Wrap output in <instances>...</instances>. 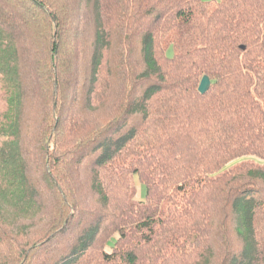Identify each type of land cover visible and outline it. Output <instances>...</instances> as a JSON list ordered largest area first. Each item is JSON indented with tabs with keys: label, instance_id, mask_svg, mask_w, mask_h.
I'll return each mask as SVG.
<instances>
[{
	"label": "trees",
	"instance_id": "1",
	"mask_svg": "<svg viewBox=\"0 0 264 264\" xmlns=\"http://www.w3.org/2000/svg\"><path fill=\"white\" fill-rule=\"evenodd\" d=\"M7 1L0 217L13 209L17 220H43L38 240L15 249V260L264 264V165L243 159L225 170L242 158L264 160V0ZM44 21L50 34L35 25ZM81 46L87 70L75 67V82L68 48ZM171 49L173 58L162 56ZM116 59L105 76V60ZM206 75L211 88L202 95ZM44 78L51 90L41 94ZM49 94L56 120L38 128L41 143L30 149L42 162L35 176L25 133ZM93 115L101 123L90 130ZM136 176L146 201L136 200ZM68 237L76 244L62 251Z\"/></svg>",
	"mask_w": 264,
	"mask_h": 264
},
{
	"label": "rangeland",
	"instance_id": "2",
	"mask_svg": "<svg viewBox=\"0 0 264 264\" xmlns=\"http://www.w3.org/2000/svg\"><path fill=\"white\" fill-rule=\"evenodd\" d=\"M7 4L8 1L4 0ZM58 2H65L67 4V0H59ZM69 5V4H68ZM36 27L38 28L39 32L45 34H50L51 30L50 27L46 24V22H36L35 23ZM75 26V25H74ZM51 38L48 37L47 39L49 40ZM69 48L71 49V46H69ZM68 48V52L70 53L69 56H72L69 58L70 61V68H71V73H70V69H66L68 70L67 72V76L69 74V78L72 77V72L75 71V67H78V72L80 74H84L87 70V57L82 55L83 51L82 49L84 48V46H81L77 49H75L73 51L70 50ZM116 52V51H115ZM163 57L165 58H173L174 57V51L173 49L170 50V52L166 53L165 51L163 52ZM161 57V55H160ZM67 58L68 56L65 58L63 64L64 67H66L67 65ZM107 60V59H106ZM106 60L104 62V66H103V73L106 76V74H110L109 77H112L115 74V70L116 67L118 66V64L120 63V60L116 59L115 60H111V62L109 61V63L106 66ZM131 59L129 60V64L130 65ZM133 63V60H132ZM35 64L38 66V59H35ZM39 67V66H38ZM139 68V63H136V65L134 66L133 70H137ZM128 69H132L131 66L128 67ZM39 73L40 75H43V71H41L39 69ZM75 78L77 82V77H72ZM129 78H133V73L129 74ZM84 79V78H83ZM46 79L44 78L43 81V86H44V90H41V94H45L47 93L49 90H51V83L45 81ZM116 80V79H115ZM69 81V80H68ZM85 81H87L85 79ZM202 81V80H201ZM65 82V81H64ZM63 89H65V91L67 92L69 89V86H62ZM75 90V87H73ZM104 89V86H97V91L102 93ZM66 100H68V95L65 96ZM113 99H115V95L112 96ZM6 97H5V93L2 87V83L0 82V114L1 112H5V108H6V101H5ZM51 100L50 98V94L48 95V97H46L45 99L41 100V103L39 106H37V109H39V111L37 109L33 108V111L30 113V117H35L37 119V124L33 126V129L28 130L25 133V146L26 148H28L29 150L33 147H35L36 145H38L39 143H41V133L39 131L38 128H42L45 125H50V124H54L55 120H56V110L55 113L52 109L51 111V115H49V101ZM55 97L53 98V103H55ZM120 104V103H119ZM62 108V107H61ZM75 109V108H74ZM73 109V111H74ZM61 110V109H60ZM77 112L81 113H85V114H89V110L84 109V110H80L79 108L75 109ZM68 111L70 112L71 109L70 107L68 108ZM72 111V112H73ZM91 112H93V110H91ZM121 112H118L115 115V118L120 114ZM91 118L94 120L93 124L90 126V130H92L93 128H98L99 124L101 123L98 118L97 115H93L91 116ZM52 132V131H51ZM48 133V136L51 134ZM57 135V134H56ZM55 135V136H56ZM54 136L53 139V147L57 146V142H56V137ZM1 143V142H0ZM63 143V142H62ZM60 147H64L65 150H67V147L64 146V144H61ZM25 152H27V150H25ZM30 152H32L33 156L30 157L29 160V166H30V173L35 174V176L41 175L42 174V162H37L34 157H35V153L33 152V150H30ZM29 153V152H28ZM246 159L249 162H253V163H257L260 165H264V160H260L257 159L255 157H249V158H242L239 159V161H235L234 163L230 164L225 170L228 171L229 169L233 168L234 166L242 163L243 160ZM245 162V161H243ZM135 185H136V200L141 201V200H145V195H146V188L145 186H143L141 179L139 180V178L136 176L135 178ZM93 197V195L90 194V198ZM146 201V200H145ZM94 207H97V205H93ZM13 209H10V213H3V216L0 217V243L2 245V247L0 248V257L4 256L3 261L6 262V264H19L20 262L15 260V256H14V250L17 248H20L21 244L27 242L31 237H33L35 239V241L38 240L36 231L37 228L41 227L43 225V220L41 219L40 221L35 222V220H33V222H31V220H17L14 213H13ZM12 221H15V225L14 226H10V223ZM4 222V223H3ZM35 222V223H34ZM6 224V225H5ZM7 226L9 228H7ZM36 229V230H34ZM17 232H19V234H22L20 238H18L17 242H14L13 240L9 239V237L14 236L15 234H17ZM72 232H77V230L72 229ZM31 233H34V235L32 236ZM3 234H6L7 236L4 237ZM62 243L66 244L64 246H67V248L62 249V251H68L71 249L72 246H74L76 244V242L73 243V239H70V237H68L66 240H64ZM106 247V246H105ZM105 247H102V249H104ZM100 249L98 248V253L100 254ZM109 251H111V249L108 247L107 248ZM90 254H94V248L90 251ZM47 256H45L46 259ZM44 259V261H45ZM97 261V260H95ZM94 261V262H95ZM44 264H46L44 262ZM204 264H207V262H205Z\"/></svg>",
	"mask_w": 264,
	"mask_h": 264
},
{
	"label": "water",
	"instance_id": "3",
	"mask_svg": "<svg viewBox=\"0 0 264 264\" xmlns=\"http://www.w3.org/2000/svg\"><path fill=\"white\" fill-rule=\"evenodd\" d=\"M211 88V79L209 76H204L199 86V92L205 95Z\"/></svg>",
	"mask_w": 264,
	"mask_h": 264
}]
</instances>
